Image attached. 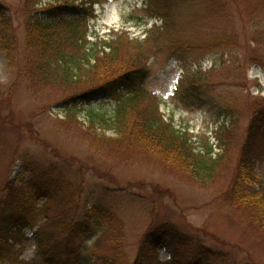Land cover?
<instances>
[{
  "label": "rangeland",
  "instance_id": "1",
  "mask_svg": "<svg viewBox=\"0 0 264 264\" xmlns=\"http://www.w3.org/2000/svg\"><path fill=\"white\" fill-rule=\"evenodd\" d=\"M51 1L0 0V19L12 27L0 33V196L18 185L16 192L46 193L44 177L59 176L64 191L50 206L63 210L67 226L99 210L79 264L94 256L132 264L141 238L159 225L174 229L180 263L201 248L211 257L206 264H264V234L230 200L246 131L264 98V0H69L77 12L88 9L86 39L95 43L96 33L113 48L105 50L111 71L131 60L134 70L148 65L143 88L150 97L129 117L154 115L157 102L197 151L211 147L213 158L221 156L204 180L176 169L168 152L145 146L138 133L106 126L116 97L88 94L84 78L66 83L53 70L45 74L28 28L47 16ZM122 30L127 43L117 40ZM256 166L262 176L264 157ZM32 233L25 230V260L34 259ZM168 251L160 246L156 258L168 264Z\"/></svg>",
  "mask_w": 264,
  "mask_h": 264
},
{
  "label": "trees",
  "instance_id": "2",
  "mask_svg": "<svg viewBox=\"0 0 264 264\" xmlns=\"http://www.w3.org/2000/svg\"><path fill=\"white\" fill-rule=\"evenodd\" d=\"M152 1L164 4L168 0ZM51 2L55 6L42 11L47 16L31 19L28 28L33 51L44 60L45 74L50 75V70H53L66 83L84 78L89 86L88 94L116 97L114 118L106 126H116L120 133L123 128L133 134L138 133L145 146L149 145L154 151L158 146L168 152L167 155L173 158L172 165L190 178L204 180L212 177L221 156L213 158L211 147L201 153L187 136L169 130L157 111L156 102L152 109L154 115H147L145 111H140L137 117L127 114L128 110L138 107L143 97H150L143 88L147 74L145 63L141 62L140 69L134 70L131 67L134 62L129 59L131 65L126 64L121 69L111 71L108 65L113 58L105 52L107 48L112 51L111 45L105 41L93 45L86 39L84 23L87 18L84 13L88 9L84 7L77 12V7L69 0ZM155 10L157 13L158 9ZM6 27H9V32L12 31L11 25H6L5 20L0 19V33H5ZM117 40L121 43L128 41L124 36H118ZM3 42L0 48H3ZM120 88L123 93H119ZM255 108L257 110L250 119L230 186V200L234 206L245 209L251 224L264 234V171L262 176L256 171L258 160L264 157V98L256 102ZM217 146L220 148L221 143ZM44 180L41 188L45 186L46 193L16 192L18 185L13 186V192L0 196V264H79L85 241L93 235V220L99 216V210L93 208L87 212L86 222L67 226L63 210H53L50 206V202L63 193L64 189L61 188L64 184L59 176H46ZM102 213L103 218L107 217L105 212ZM25 230L33 231L35 255L30 260L22 258L30 238L25 235ZM174 236V229L170 225L154 227L141 238L132 264H165L156 258V250L160 246L169 250V264H206L211 258L207 250L198 248L191 259L180 263L176 260L173 239L177 238ZM149 253L155 256H147ZM92 264H119V261L115 257L94 256Z\"/></svg>",
  "mask_w": 264,
  "mask_h": 264
}]
</instances>
